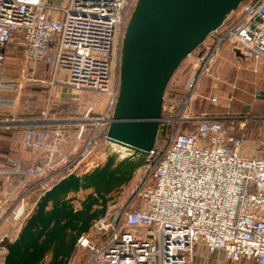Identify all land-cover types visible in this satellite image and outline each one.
I'll return each mask as SVG.
<instances>
[{
	"label": "built area",
	"instance_id": "built-area-1",
	"mask_svg": "<svg viewBox=\"0 0 264 264\" xmlns=\"http://www.w3.org/2000/svg\"><path fill=\"white\" fill-rule=\"evenodd\" d=\"M136 1L0 0V115L16 106L24 79V67L19 79L4 73V50L17 39L24 62L47 65L50 85L43 107L27 96L22 109L41 123L54 122L53 128L15 122L12 147L46 153L25 168L13 155L0 163V226L27 218L36 177L43 182L78 174L98 142H107L122 39ZM226 44L243 58L264 60V0L241 2L173 71L158 119L163 143L157 145V134L131 181L78 237L70 264H194L197 247L209 256L223 253L229 264H264V157L243 153L244 137L235 134L243 114H189L203 76L212 73ZM64 86L70 99L59 98ZM82 93L94 98L80 118L47 119L53 97L69 104ZM257 93L264 94V86ZM10 121L1 120L0 128ZM69 123H76L73 131L66 130Z\"/></svg>",
	"mask_w": 264,
	"mask_h": 264
},
{
	"label": "water",
	"instance_id": "water-1",
	"mask_svg": "<svg viewBox=\"0 0 264 264\" xmlns=\"http://www.w3.org/2000/svg\"><path fill=\"white\" fill-rule=\"evenodd\" d=\"M243 1H136L122 39L119 90L107 129L108 144L130 152L122 158L109 154L103 164L70 173L46 190L17 237L6 245L2 264H45L48 252V264H67L70 253L62 245L68 231H76L77 237L87 233L154 146L173 71Z\"/></svg>",
	"mask_w": 264,
	"mask_h": 264
},
{
	"label": "rangeland",
	"instance_id": "rangeland-1",
	"mask_svg": "<svg viewBox=\"0 0 264 264\" xmlns=\"http://www.w3.org/2000/svg\"><path fill=\"white\" fill-rule=\"evenodd\" d=\"M54 1V0H53ZM245 1V0H244ZM129 19V18H128ZM12 44V45H11ZM239 64L242 66L244 62L241 60L236 59L235 64ZM38 69L35 70L34 74H31V66H28L27 62H24L23 56V46L20 43V40L14 39L12 43L7 45L6 47V58L4 64V73L10 77L19 79L21 78L22 68L24 67L26 70L24 72V79H20L21 85L18 89L19 100L15 107L8 108L5 110L3 114H1V118L6 116L11 120L5 126L8 128H0V163L4 161L7 156L11 155V147L12 143L10 138L14 135L17 129L13 128L15 122L17 121H27L30 122L31 120H36L38 123L35 125L42 126V127H49L53 128L52 124H47L46 122H40L41 119L38 115H31L22 109V100L27 96H31L36 99L39 107H43L46 100L47 95L50 90V85L47 84L48 77V69L47 65L43 62L38 63ZM24 65V66H23ZM231 68V67H230ZM241 70V69H240ZM37 71V73H36ZM208 76L204 75L201 80V85L197 90V96L192 101L189 114H198L202 112L204 109L208 111H215L218 110L222 112V114H226L225 112H230L228 114L237 113L236 115H242L241 111V103L237 100L238 95L236 92H241L237 90L236 87L232 85H228L223 82H218L217 85L211 83V79L207 80ZM38 80V81H37ZM228 81V80H227ZM211 93H216L215 95H219V98L216 102L207 103V98L210 96ZM234 96H233V95ZM3 96H12L14 95L13 92H2ZM217 95V96H218ZM237 97V98H236ZM71 94H69V89L64 86L62 90L61 99L66 100L70 99ZM94 94L90 93H82L81 98L77 101H70L69 104H64L63 102L59 101L57 98H52V101L49 105V114L48 120L54 119H65V118H73V122L75 119L81 117V113L83 111V107L86 106L88 103L93 101ZM236 98V99H235ZM82 104V105H81ZM237 108V109H235ZM216 112V111H215ZM76 123H69L66 126L67 131H73L75 129ZM18 124V131L20 130ZM160 134L158 133L157 145H161L163 143L162 135L159 138ZM13 148V147H12ZM127 154L130 152L127 149L125 150ZM109 154H115L116 158H122L124 152L121 148H117L115 150L114 146L108 144L103 139H101L98 144L96 145L92 154L88 157L87 164L77 170L78 174H82L83 170L88 169L87 171L93 169L97 164H103L106 156ZM97 163V164H96ZM86 172V171H84ZM62 174L54 176V178H48L45 181H40L38 177L35 178L34 182H36V187L32 191L30 198L28 199L29 202L27 203L28 206V216L33 212L36 207V202L38 199L43 195V193L48 190L52 185H54L59 179H61ZM64 177V176H63ZM3 181H0V184ZM26 218V219H27ZM25 220H13L10 218L8 221L4 222L0 226V238L4 237L2 242V246L6 247L9 242H12L20 232L22 226L25 224ZM1 250V247H0ZM210 258V264H229L224 260L223 253H216L213 256L206 255ZM195 262L197 260H205L204 251L200 247H197L195 250L194 256ZM1 264V260H0Z\"/></svg>",
	"mask_w": 264,
	"mask_h": 264
},
{
	"label": "crops",
	"instance_id": "crops-1",
	"mask_svg": "<svg viewBox=\"0 0 264 264\" xmlns=\"http://www.w3.org/2000/svg\"><path fill=\"white\" fill-rule=\"evenodd\" d=\"M236 59L241 60L244 64L242 66L237 64V62L235 64ZM27 64L32 67L31 74H34L35 70L38 69L37 65L39 64L37 62H27ZM209 79H211L212 84L217 85L218 82H223L232 85L233 87H236L237 90L241 91L236 92L239 97L236 98L241 103L240 112L243 114V122L241 128L239 126L236 127L235 134L244 137L243 153L246 156L264 157V117H262L264 114V94L257 93L258 90L264 86V60L253 61L243 58L238 52L233 50L231 44H226L221 50L219 60L217 64L214 65L212 73L208 75L207 80ZM215 94L216 93H211L210 96ZM61 95L62 93H60L59 98H61ZM207 103H210L208 98ZM215 111L204 109L202 112H208L215 117H221L224 115L218 110ZM225 113L230 112L226 111ZM231 114L235 115L234 112H231ZM4 119L9 118L6 116L2 118L0 117V121ZM237 121L240 122L239 120H236V124L238 123ZM224 122L225 124H228V120H224ZM52 123V126L54 127V122ZM11 149V155L17 157L24 168L44 159L46 153V148L32 149L28 151L22 149L15 150L12 147ZM203 251L205 260H197L195 262L194 259V264H210V258L206 256L207 254L204 249Z\"/></svg>",
	"mask_w": 264,
	"mask_h": 264
},
{
	"label": "flooded vegetation",
	"instance_id": "flooded-vegetation-1",
	"mask_svg": "<svg viewBox=\"0 0 264 264\" xmlns=\"http://www.w3.org/2000/svg\"><path fill=\"white\" fill-rule=\"evenodd\" d=\"M35 210V209H34ZM33 210V212H34ZM32 212V213H33ZM31 213V214H32ZM30 214V215H31ZM29 215V216H30ZM77 234H76V231H68V234L66 235V239L62 245L63 249L67 252H69V259H68V262L67 264H70V261H71V258L73 256V253L75 251V248H76V244H77ZM70 245H72V251H70ZM52 259V254L50 252H48L45 257H44V263L45 264H48V262Z\"/></svg>",
	"mask_w": 264,
	"mask_h": 264
},
{
	"label": "bare ground",
	"instance_id": "bare-ground-1",
	"mask_svg": "<svg viewBox=\"0 0 264 264\" xmlns=\"http://www.w3.org/2000/svg\"><path fill=\"white\" fill-rule=\"evenodd\" d=\"M111 145L114 146L115 150H116L117 148H121V149L123 150V152H124V154H123L124 156L128 155L127 152L125 151L126 148L121 147V146H119V145H117V144H111ZM124 156H123V157H124Z\"/></svg>",
	"mask_w": 264,
	"mask_h": 264
},
{
	"label": "trees",
	"instance_id": "trees-1",
	"mask_svg": "<svg viewBox=\"0 0 264 264\" xmlns=\"http://www.w3.org/2000/svg\"><path fill=\"white\" fill-rule=\"evenodd\" d=\"M12 45V44H11ZM6 51L4 50V53H5ZM6 55V54H5ZM253 264V263H252Z\"/></svg>",
	"mask_w": 264,
	"mask_h": 264
}]
</instances>
